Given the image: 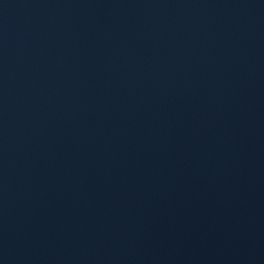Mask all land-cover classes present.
I'll return each mask as SVG.
<instances>
[{"label": "water", "instance_id": "obj_1", "mask_svg": "<svg viewBox=\"0 0 264 264\" xmlns=\"http://www.w3.org/2000/svg\"><path fill=\"white\" fill-rule=\"evenodd\" d=\"M0 264H264V0H0Z\"/></svg>", "mask_w": 264, "mask_h": 264}]
</instances>
